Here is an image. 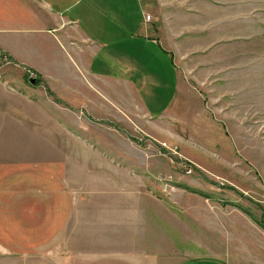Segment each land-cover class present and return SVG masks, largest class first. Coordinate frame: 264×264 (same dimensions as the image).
Wrapping results in <instances>:
<instances>
[{"label":"rangeland","instance_id":"374dc122","mask_svg":"<svg viewBox=\"0 0 264 264\" xmlns=\"http://www.w3.org/2000/svg\"><path fill=\"white\" fill-rule=\"evenodd\" d=\"M142 2L177 85L155 53L164 80L141 85V100L81 72L62 84L27 71L65 116L47 118L44 230L31 220V244L0 246V264H264V0ZM11 62L0 52V73L14 76ZM147 96L164 115L150 116ZM17 140L0 144L1 161L39 158Z\"/></svg>","mask_w":264,"mask_h":264},{"label":"crops","instance_id":"0c3cea01","mask_svg":"<svg viewBox=\"0 0 264 264\" xmlns=\"http://www.w3.org/2000/svg\"><path fill=\"white\" fill-rule=\"evenodd\" d=\"M143 14L148 12L142 0H0V52L10 57L12 62L6 69L14 74L0 73V144L14 145L7 139L18 137L16 144L26 143L39 156L29 160H0V246L30 245L31 220L40 221L34 230L38 229V233L44 230L41 223L46 222L48 213L45 191L47 118L50 112L65 116L63 109L48 97L42 80L38 84L26 82L27 71H35L39 79L48 83L57 77L62 84L67 83L62 76L81 72L129 87L141 100V85H150V78L164 80L160 73H155L157 68H151L152 62L156 67L159 65L157 57H153L155 53L163 58V72L170 71L173 86L177 85L175 64L168 50L148 28ZM175 89L176 86L172 98ZM146 100L150 116L164 115L153 110L157 98L147 96ZM73 106L71 116L74 117L69 125L72 134L79 130L74 119L82 110L81 106ZM54 122L60 132L68 131L63 123ZM6 131L11 135L4 139L2 135ZM27 133L34 135L33 138ZM74 137L80 143L78 134ZM98 141L105 142L101 138ZM81 143L88 148V144ZM71 159V163H78V159ZM64 206L65 203L59 205L58 215L63 211L59 222L62 219L66 222L67 206ZM73 213L74 210L72 216ZM151 255L158 264V255Z\"/></svg>","mask_w":264,"mask_h":264},{"label":"built area","instance_id":"2783aa9c","mask_svg":"<svg viewBox=\"0 0 264 264\" xmlns=\"http://www.w3.org/2000/svg\"><path fill=\"white\" fill-rule=\"evenodd\" d=\"M145 19L146 20H149L150 19V16L148 14L145 15ZM183 168L186 170L187 173H190L191 172V166L190 164H184L183 165Z\"/></svg>","mask_w":264,"mask_h":264},{"label":"trees","instance_id":"16d2710c","mask_svg":"<svg viewBox=\"0 0 264 264\" xmlns=\"http://www.w3.org/2000/svg\"><path fill=\"white\" fill-rule=\"evenodd\" d=\"M37 80V79H36ZM263 227H264V223L263 224H261Z\"/></svg>","mask_w":264,"mask_h":264},{"label":"water","instance_id":"95a60500","mask_svg":"<svg viewBox=\"0 0 264 264\" xmlns=\"http://www.w3.org/2000/svg\"><path fill=\"white\" fill-rule=\"evenodd\" d=\"M32 83H34V80H31Z\"/></svg>","mask_w":264,"mask_h":264}]
</instances>
